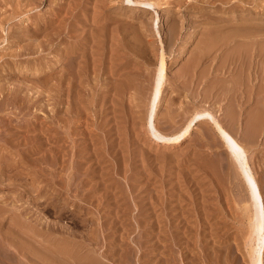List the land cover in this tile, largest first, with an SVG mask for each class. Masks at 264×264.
Wrapping results in <instances>:
<instances>
[{"label":"rangeland","instance_id":"374dc122","mask_svg":"<svg viewBox=\"0 0 264 264\" xmlns=\"http://www.w3.org/2000/svg\"><path fill=\"white\" fill-rule=\"evenodd\" d=\"M6 1L9 2V0ZM6 1H3V5H1L3 7L0 6V19H2V21L0 20V37H3V40L0 38V42H4V44L0 43V82H4V85L7 83V87H12V85L14 86L15 83L17 84V82H19L20 85L21 83L23 85L25 84L26 88L21 85V87L24 88V91L22 90L20 94H18V96H13V94H10L8 92L6 93L7 95L5 94V96H2L0 94V152H2V154L0 153V178L2 179L0 180V185L2 184L0 186V193L3 192V194H0V205L2 203V208L5 205L4 208L7 207L6 209H9L6 211L3 208L4 210L2 211V209L0 208L2 212H0V218H3L2 220L0 219V223H2L0 224V231L2 233H4L5 231L10 232L7 234H9V237L10 235H12V237L10 238L13 239L12 240L9 237L7 238L6 233L0 234L1 264H4L6 261V264H8L9 262H11L9 264H58V262L59 264H169V262L170 264H252V261L249 258L250 248H253V251H255L257 245H259L260 240L263 241L264 237L261 235L259 236V239L250 240V236H248L250 233L251 225V219L249 217L251 208L249 207L250 204L248 203H252L253 201L251 202L252 198H248L247 196L248 188L246 180L244 179V182H239L242 180H240L241 178L238 175L239 173H237L238 171H235L236 167L232 163L235 155L233 150L228 147L227 140H225V138L221 136L220 133L215 131L213 127L214 123L212 122V119H210V116L208 114H206L204 117L201 116L200 119L198 118L197 120L193 121L194 124L189 123V131L187 135L183 136V129L181 131L180 128L185 125L191 114L196 111V109L200 110L206 108L213 114L214 117L218 118L219 121L223 118L220 122H223L224 127L226 126V129H229L230 127L229 130L230 132L232 131L231 134L235 135L236 138L238 137V140H242L241 142L244 144V146L247 144V146H245V153H247L246 157L248 160V163L246 165L248 166V169L251 167L250 171L252 170L251 173L254 178L258 179L257 181H260L258 182V185L262 194V199L264 200V192L262 193V189L264 190V156H262V154L264 155V153H262L264 152V124L261 125V123H264V116L262 115L263 118H256L258 120L263 119L262 121L260 120L261 123L257 120L258 123H256H260V125L257 126V124H254L255 130L256 127L258 129L260 126H262L261 128H259L260 130L258 129L255 131L253 127L250 128L248 125L252 119H250L249 116H251L254 112L256 113L258 108V111L263 110L264 94L262 95L261 93L260 97V92L258 93L255 90V88L258 87V82L256 83V81H258L257 78H255L256 80H254L253 78L250 81L247 77V82L249 83H241L242 81H245L243 80L245 72L241 70V64L238 61L236 62L233 58L235 52L239 48H236L239 44H236L234 43V41L230 40V44H225L223 46H207V35L209 34L203 32L206 31V29H208L209 31L212 26L219 24L220 21L218 22L216 19L219 15H221V17L219 16L220 19L218 18V20L226 19L227 17L242 20L243 17H247V11H250L249 8H253L252 11L254 10V12L264 13V1H257L259 3L255 4V6H253L251 3L248 4V2H246L247 4L245 3V5L242 7L246 8V10L244 11L246 12V14L242 16L240 14L241 9L239 8H236V11L233 9V11H228L227 6L225 8V2H227L225 0V2L221 1L222 4L219 3L220 1L218 0H194L195 2L191 0H185V2L184 0H34L33 2H35L36 4L31 2L30 0H17L18 2L16 0H10L11 2L9 3H6ZM28 1L30 2V5ZM14 2H17V4L23 2V4L21 3V6L18 7ZM24 2H26V4L28 5L26 6ZM177 2L180 4H178ZM191 2L196 7H194ZM227 3L230 2L228 1ZM218 5L222 6L219 7ZM10 6H12L11 9ZM258 7H260V10L258 9ZM12 8L14 11H12ZM196 8H198L199 10H197ZM10 11L12 15L9 14ZM202 13H204L206 16ZM216 14L218 16H215ZM237 14H239V16ZM209 15L215 17H210ZM6 16H8L9 18H6ZM180 17L182 18V20H180ZM6 19L8 20L6 21ZM76 19H79L80 21H77ZM175 20L178 22L173 23ZM185 20L188 21L186 22ZM189 20L192 23H190ZM209 20L210 22H212L209 23ZM55 24H58V26ZM171 25H173V27L175 28H173ZM235 25H237V22L234 23V26ZM59 26L60 28H58ZM171 27L173 28V30L175 29L174 32L171 30ZM52 28H54V30ZM99 28L104 33L100 31ZM49 29L50 34L52 33L51 36H55V33L57 31V37H54L53 39V37L48 34ZM59 29L62 32L59 31ZM168 29H170L172 32L170 30L168 31ZM230 29L235 30L237 28L232 26V28ZM33 30H35V32ZM6 31L8 33L12 31L15 32H12L13 34H8L6 33ZM46 32L48 34V38L45 35ZM100 32H102V34H100ZM168 32H170L171 34L170 37V34H168ZM205 33L206 35L204 36ZM13 36L14 38H16L14 39ZM90 37L93 38L92 41ZM201 37H204V39H202ZM45 38L48 40L46 41ZM6 39L8 40L6 41ZM32 39H35V42L37 43L35 44L34 40ZM198 39H202L203 43L202 40L199 43ZM69 40L70 42H68ZM38 41H40L41 43ZM30 43L33 44L31 45ZM25 44L26 47L24 46ZM203 44L204 46H207L205 47V49L203 47ZM30 45L32 46V48ZM42 45L44 46L42 47ZM46 45L48 46L46 47ZM27 46H29L30 48ZM198 46H200L201 48L203 47V49H198L200 48ZM239 46H241V44ZM243 46L244 45H242V47ZM82 47L84 48L82 49ZM63 48L66 51H63ZM234 48L235 51H232ZM243 48L240 47L239 49L242 50ZM21 49L22 51L24 50L23 52H26L20 53ZM42 49H44L45 51H43ZM19 50L20 52L18 56L17 52ZM83 50L86 51L83 52ZM87 50L89 51V53ZM230 50L232 52H230ZM240 50L237 52H240ZM225 51H228V54ZM38 52H40V54ZM62 52H64L65 54ZM80 52L83 53L80 54ZM192 52L194 54L203 52V55L201 53V57L199 53V58V56H195ZM35 54H39V56L36 57ZM83 54L84 56H81ZM70 55H72V59ZM162 56L163 61H161ZM218 56L219 58H217ZM221 56L223 57V60L222 58H220ZM64 57L66 61L64 60ZM83 57L84 59H86L83 60L84 63L82 60H80L81 58L83 59ZM192 57H195L197 61ZM196 57L201 61H204V59H206L205 61L207 62H203L202 65V62ZM2 58L7 61H3ZM11 58L15 60L13 61ZM19 58H24L20 61L23 62L24 60H26V63L18 61ZM188 59H190V62ZM217 60L222 65L221 67H218L220 64H217ZM1 61L3 62L1 63ZM187 61L188 64L190 63L189 66H191V64L196 61L191 67L193 68V66L196 65L195 69H193L194 74H192V69L190 67H187L188 65L186 66ZM191 61L193 62L191 63ZM70 62L71 64H69ZM81 63H83V65L85 64V69L81 68V70L79 68L81 67ZM209 63L212 64L210 65ZM2 64L5 65L3 66ZM62 64H64L65 67L64 65L62 66ZM214 64L215 66L217 65L218 69L217 67H213ZM14 65H17L16 68ZM40 65L42 66V69L40 71L35 72L30 70ZM87 65L88 67H86ZM206 65L210 69L208 67L206 69ZM12 66L14 68H11ZM161 66L163 67L161 88L158 92V97L155 100V115L153 114V119H155L152 121V123L154 124H150L149 118L147 117H149L148 112L152 107V96L154 91L153 87L155 82L154 80L156 79V74L159 70V67ZM29 67L30 69L28 70ZM67 67L69 68L67 69ZM200 67L203 68L201 69ZM233 67H235V69ZM88 68L90 69L88 70ZM186 68H190V70H188L191 71V73L187 74V70H185ZM214 68L216 69V71L214 70ZM237 68L238 71L240 69V72L237 71ZM66 69L69 72L65 71ZM183 69L185 72L183 71ZM204 69L205 72H203ZM2 71L4 72V74ZM197 71H199L202 76L205 73L207 75L202 77L200 73H196ZM8 72L11 73L7 75ZM64 72L66 75L63 74ZM75 72L79 73L76 74ZM80 72L83 73L81 74ZM242 72H244V75ZM59 74H63L64 76H61ZM189 74H192V76H189ZM6 75L9 77H7ZM93 75H97V80H94L95 76ZM236 75L239 77H237ZM186 76L187 78H185ZM197 76H200L199 78L201 80L198 78L196 79ZM23 77H26L28 79H22ZM60 77L61 79L59 80ZM66 78L68 79V82L66 81ZM80 78L83 80H81L82 83L84 82V79L88 78L87 80L90 81V84L85 80V86L81 83V81H79ZM90 78H93L94 83ZM238 78L241 82H239ZM184 79L185 82L186 79L191 82L189 83V86H187L188 82L184 84ZM234 80L236 82H233ZM113 81L116 83H114ZM179 81L182 82V85H178L181 84V82L179 83ZM212 81H214V83ZM222 81L224 83H221ZM193 82L198 86H196ZM228 82H230V84ZM56 83L59 87L55 85ZM111 83H113V85L116 84L118 87L116 85L113 86ZM118 83H120L121 85H119ZM206 83L207 86H205ZM124 84L128 86L127 90L126 87H124ZM76 85L82 88H77ZM129 85L130 87L131 85L133 86L129 89ZM142 85L145 86L142 87ZM110 86H113V88ZM181 86H183L184 88H182ZM211 86L213 87L210 88ZM226 86L229 88H227ZM239 86H243L241 89H245V93L244 91L242 93L241 89H239ZM193 87L195 88V91ZM222 87L224 88L222 89ZM235 87H237V89ZM246 87H248L247 95H245L247 90ZM88 88L90 89L88 90ZM230 88H235L237 91ZM249 88L251 89L249 90ZM114 89H117L118 91ZM25 90L29 91V93ZM120 90L121 92H123V95ZM186 90L187 94L185 93ZM54 91L56 92V94ZM67 91H69V94ZM70 91H73L72 94H75L76 91L79 93L77 94L76 92L77 95L75 94L74 96V94L72 95ZM205 91L207 92V94H205ZM249 91L250 94L248 93ZM22 92H24V94ZM194 92L198 95H194ZM214 92L215 96L212 95V97L211 94H214ZM190 93L193 94L191 95ZM201 93H203L202 96ZM234 93L235 96H232L234 95ZM240 93L243 97H239ZM36 94H39L40 96H35ZM83 94L85 95L83 96ZM86 94L87 96L90 95L89 98L91 99L87 98L86 100ZM111 94L113 96H117L116 94H118L120 98H115V96L113 97ZM119 94L122 96H120ZM137 94L139 95L137 96ZM189 94L191 95V97H189ZM24 95L25 97L27 96V98H25ZM58 95L61 96V98ZM78 95L81 96L79 97ZM258 95L259 97L256 98ZM38 96L40 100L39 98H37ZM67 96H69V98ZM76 96L77 98H73ZM193 96H196V98ZM2 97L4 100L1 99ZM138 97L140 99H138ZM232 97L234 98V100ZM81 98L84 100H82ZM228 98L230 99V101ZM240 98H242V101L240 100ZM244 98L246 99V101ZM260 98L263 99L259 100ZM116 99L118 100L116 101ZM236 99L239 100L237 103ZM8 100L9 103L7 102ZM11 100H13V103L10 102ZM91 100L94 102L92 103ZM28 101L30 103H28ZM80 101H82L83 103H79ZM254 101H256L255 105H253ZM41 102H43L45 105ZM85 102L87 103V107H82V104L85 105ZM115 102L116 105L112 104ZM261 103L263 106L260 107ZM2 104H6L7 106L5 105L6 107H3ZM46 104L49 105L47 106ZM229 104L232 108L228 107ZM18 105H20L21 107ZM254 106H256V108H254ZM111 107L115 110L113 111ZM168 107L169 109H167L166 114V108ZM233 107L236 109H234ZM101 108L103 109V111ZM99 109L100 111H98ZM223 109H225V112ZM227 109H230V111L232 110L233 112H231L235 115L232 116L230 114L231 112H229V114L232 116L230 117V115H228ZM252 109H254V112ZM91 110L95 111H93L92 113ZM244 110L248 111L245 112ZM243 112L244 114H242ZM248 112L253 113L249 115ZM263 112L260 114H264ZM246 113L248 115H246ZM142 114L143 116H141ZM260 114H258V116ZM179 115L181 116L179 117ZM226 117H228L229 120H227ZM247 119H250L248 124ZM243 120L246 121V124L243 122ZM4 122H6L5 125ZM7 123H9L10 125H7ZM163 125L164 128L162 127ZM233 125H235V128H233ZM241 125H243L244 127H246L247 125V128L249 127L252 132V134L250 133V136L254 137V139L252 138V140L248 141L249 144L247 142V139L245 138L246 136L242 135V137L245 139H242V137H240V134L242 132H244L245 134V131L248 130L246 128L245 131L244 129L242 131V128L244 127ZM7 128L10 130H8ZM153 128L156 129V132H160L161 134L163 132L166 134L165 136L168 135L171 137L168 139L156 138ZM168 129L169 131H167ZM210 129L213 131H211ZM165 130L166 132H164ZM179 130L180 134L177 136V138H172V133H175V131L177 132ZM12 132L15 133L13 136ZM7 136H9L10 138H7ZM250 136L248 135V137ZM70 137H72V139ZM209 137H211L210 139L212 141L209 139ZM207 139H209L210 142ZM8 142L10 143V145ZM196 142L199 143L197 144ZM35 145L37 147H35ZM37 158L38 161H36ZM45 158L48 160H44ZM94 158L96 159V161ZM29 160H31V162ZM51 161L54 162L51 163ZM215 161H217V163ZM7 162H9V165L5 166V163ZM221 163L225 166V168L224 166H221ZM262 163L263 165H261ZM215 165L216 167L214 168L213 166ZM9 166L11 167V169ZM220 166L222 169H220ZM2 167H4L5 169ZM258 168L260 169V171ZM236 175L237 177H239L237 178ZM3 184L7 185L4 186ZM236 185L239 186L236 187ZM100 186H102L103 188ZM5 189L6 191H4ZM37 194L39 195V197ZM40 194H42L43 196ZM14 195H16L17 198ZM30 195L32 199L34 198L33 200L30 199ZM50 195L53 197H51ZM14 203L15 206L13 205ZM9 205L12 211L14 210V212L10 210V207L8 208ZM23 207L26 209H24ZM3 213L5 217L2 215ZM10 213L14 215L19 213L21 215L18 214L16 216L21 217L23 215L24 217H21V221H18L20 220V217L16 218L14 215H10ZM23 218H25L24 221L27 219L28 223H26L27 220L26 222H23ZM12 219L13 221L17 220L16 222H21L19 223L20 226L17 225L18 223L16 224L12 222ZM185 221L188 223V225H186ZM40 222H43L45 225L43 223H41L40 225ZM23 223L25 224V226ZM6 225L9 226L8 229ZM10 226L12 227L11 229ZM14 227H16V229ZM21 227L23 228V230ZM35 231L37 233L36 236ZM13 232L14 234H12ZM15 232H20V235H22L21 232H24L22 235V237L24 236V239ZM27 232H29V236L33 233L32 236H28L29 241L26 240L28 238ZM1 235H3V237H1ZM38 235L39 237H37ZM15 236H17V239L20 236V238L26 240L28 244L30 242V244L33 243L31 245L32 249L38 248L39 246L41 248L39 247V249L30 250L29 248H31V246L29 248L26 247L30 250L29 252V250H26V248H24V246H26L24 241L22 240V243H20L21 239H18L17 241ZM51 237H54L53 240L51 239ZM7 240H11V242H8ZM12 244L14 245L12 246ZM15 245H20V248H24V251H22V249L20 250L19 246L18 249L20 252L16 251L17 247H15ZM21 245H23V247H21ZM47 248L50 249L48 250ZM67 248L69 254L67 253ZM63 249H65L66 251L64 250L63 252ZM25 251H28L27 253L30 254H24L23 252ZM32 251H35L34 253H32L35 254L33 257L31 254ZM63 253L64 255H66L64 256ZM26 255H29L30 258H27ZM177 257H179V259Z\"/></svg>","mask_w":264,"mask_h":264},{"label":"bare ground","instance_id":"6f19581e","mask_svg":"<svg viewBox=\"0 0 264 264\" xmlns=\"http://www.w3.org/2000/svg\"><path fill=\"white\" fill-rule=\"evenodd\" d=\"M1 1H2V2H1ZM1 1H0V2H1L0 6L3 5V4H2L3 1H6V0H1ZM13 1H14V0H13ZM16 1H17V0H16ZM18 1H19V0H18ZM18 1H17V2H18ZM22 1H23V0H22ZM24 1H25V0H24ZM30 1L33 2L34 0H30ZM182 1H183V0H182ZM191 1L195 2L194 0H191ZM202 1H203V0H202ZM204 1H205V0H204ZM208 1H212V0H208ZM215 1H216V0H215ZM218 1H220L219 3H221V1H222V2H225V1L228 2V1H229L230 3L225 2V3H226V5L224 4V5H225V8H226V6H227L228 11H231L232 9L235 10L236 8H239V9H241V11L239 10L241 16L246 14V12H244V11L246 10V8H242V7L245 5L246 2H248V4L251 3L253 6H255V4L261 2V0H231V1H230V0H225V1H224V0H218ZM218 1H217V2H218ZM257 1H259V2H257ZM263 1H264V0H263ZM9 2H11V1L9 0ZM9 2L6 1V3H9ZM17 2H16V3L14 2V3H15L18 7L21 6V5H20L21 3L23 4V2H20V4H17ZM28 2H29V1H28ZM36 2H38V1H36ZM178 2H179V1H178ZM178 2H177V3H178ZM180 2H181V1H180ZM184 2H185V0H184ZM234 2H235V3H234ZM24 3L26 4V2H24ZM33 3H35V2H33ZM53 3H54V2H53ZM95 3H96V2H95ZM177 3H176V4H177ZM189 3H190V2H189ZM191 3H192V2H191ZM196 3H197V2H196ZM209 3H210V2H209ZM209 3H208V4H209ZM213 3H214V2H213ZM25 4H24V6H25ZM35 4H36V3H35ZM173 4H175V3H173ZM178 4H180V3H178ZM187 4H188V2H187ZM192 4H193V3H192ZM200 4H202V3H200ZM221 4H222V3H221ZM227 4H228V5H227ZM246 4H247V3H246ZM10 5H11V4H10ZM27 5H28V4H26V6H27ZM29 5H30V2H29ZM31 5H32V4H31ZM193 5H194V4H193ZM210 5H211V4H210ZM260 5H261V4H260ZM262 5H263V4H262ZM65 6H66V5H65ZM94 6H95V4H94ZM177 6H178V5H177ZM183 6H184V5H183ZM183 6H182V7H183ZM189 6H190V5H189ZM201 6H202V5H201ZM218 6H219V5H218ZM220 6H222V5H220ZM220 6H219V7H220ZM246 6H247V5H246ZM1 7H3V6H1ZM11 7H12V6H10V9H11ZM38 7H39V6H38ZM179 7H181V6H179ZM185 7H186V6H185ZM194 7H196V6L194 5ZM197 7H198V6H197ZM210 7H211V6H210ZM29 8H30V7H29ZM65 8H66V7H65ZM203 8H205V7H203ZM217 8H218V7H217ZM217 8H216V9H217ZM222 8H223V7H222ZM259 8H260V7H258V9H259ZM2 9H3V8H2ZM20 9H21V8H20ZM23 9H24V8H23ZM36 9H37V8H36ZM94 9H95V8H94ZM177 9H178V8H177ZM196 9L199 10L198 8H196ZM252 9H253V8H249L250 11H249V12L247 11V17H243L242 20H241V19H235V18H232V17H231V18H228V17H227L226 19L218 20L219 16L221 17V15L218 16V15L216 14L215 16H218V18H216L217 21H218V22L220 21L219 24H217V25H215V26H212L211 29H210L209 31H208V29H206V31H203V32H206L207 34H209V35H207V36H208V40H207V43H206L207 46H217V47H219V46H221V45L223 46V45H225V44H230L231 42H229V41L231 40V41H234V43H236V44H239V45L241 44V46L238 45L236 48H238V47H239V48H240V47L243 48V47H244L242 50H240V49L238 48V49L240 50V52H237V51H239V50L237 49V51L235 52V54H234V56H233L234 60H235L236 62L238 61V62L241 64V65H240V66H241V67H240L241 70L245 72V76H243V77H244L243 80H245V81H242V82H241L240 79L238 78V79H239V82H241L242 84H245V82H247V77L249 78L250 81H251L253 78H254V80H256L255 78H257L258 81H256V83L258 82V83H257V84H258V87H256L255 90H256L258 93L260 92V97H261V93H262V95L264 94V15H263L264 13H262V12H254V10L252 11ZM256 9H257V7H256ZM261 9H262V7H261ZM0 10H1V9H0ZM16 10H17V9H16ZM18 10H19V9H18ZM54 10H55V9H54ZM201 10H202V8H201ZM209 10H210V8H209ZM211 10H212V9H211ZM233 10H232V11H233ZM259 10H260V9H259ZM259 10H258V11H259ZM12 11H14L13 8H12ZM205 11H207V10H205ZM218 11H220V10H218ZM235 11H236V10H235ZM235 11H234V12H235ZM199 12H200V11H199ZM201 12H202V11H201ZM237 12H238V11H237ZM237 12H236V13H237ZM12 13H13V12H12ZM177 13H178V12H177ZM9 14H11V11H10ZM16 14H17V13H16ZM63 14H64V12H63ZM68 14H69V13H68ZM184 14H185V13H184ZM197 14H198V12H197ZM202 14H204V13H202ZM206 14H208V13H206ZM213 14H214V13H213ZM220 14H221V13H220ZM222 14H223V13H222ZM228 14H229V13H228ZM11 15H12V14H11ZM20 15H21V14H20ZM185 15H186V14H185ZM204 15H205V14H204ZM210 15H211V14H210ZM210 15H209V16H210ZM237 15L239 16V14H237ZM59 16H60V15H59ZM61 16H62V15H61ZM173 16H174V15H173ZM205 16H206V15H205ZM209 16H208V17H209ZM215 16H210V17H215ZM226 16H227V15H226ZM229 16H230V15H229ZM208 17H207V18H208ZM223 17H224V16H223ZM6 18H9V17L6 16ZM59 18H60V17H59ZM185 18H186V17H185ZM49 19H51V18H49ZM172 19H174V18H172ZM183 19H184V18H183ZM205 19H206V18H205ZM219 19H220V18H219ZM0 20L2 21V19H0ZM7 20H8V19H6V21H7ZM76 20H77V19H76ZM180 20H182L181 17H180ZM192 20H193V19H192ZM194 20H196V19H194ZM211 20H212V19H211ZM1 21H0V22H1ZM3 21H4V19H3ZM47 21H49V20H47ZM47 21H46V22H47ZM77 21H80V20L78 19ZM172 21H173V20H172ZM185 21H186V20H185ZM185 21H184V22H185ZM187 21H188V20H187ZM187 21H186V22H187ZM189 21H190V20H189ZM57 22H58V21H57ZM84 22H85V21H84ZM175 22H178V21L175 20L173 23H175ZM181 22H182V21H181ZM193 22H194V21H193ZM208 22L211 23L212 21L210 22V20H209ZM236 22H237V25L234 26V23H236ZM190 23H192V22L190 21ZM44 24H45V23H44ZM46 24H47V23H46ZM49 24H50V23H49ZM187 24H188V23H187ZM202 24H203V22H202ZM2 25H3V24H2ZM52 25H53V24H52ZM55 25L58 26V24H55ZM65 25H66V24H65ZM107 25H108V24H107ZM176 25H177V24H176ZM181 25H182V24H181ZM184 25H185V24H184ZM188 25H189V24H188ZM207 25H208V24H207ZM42 26H43V25H42ZM45 26H46V25H45ZM57 26H55V27H57ZM171 26L173 27V25H171ZM189 26H190V25H189ZM194 26H195V25H194ZM232 26H233V27H236L237 29H235V30H234V29H233V30L230 29V28H232ZM2 27H3V26H2ZM10 27H11V26H10ZM47 27H48V26H47ZM51 27H52V26H51ZM121 27H122V26H121ZM172 27H171V28H172ZM186 27H187V26H186ZM209 27H210V26H209ZM58 28H60V26H59ZM100 28H101V27H100ZM100 28H99V29H100ZM103 28H104V27H103ZM116 28H117V27H116ZM171 28H170V29H171ZM173 28H175V27H173ZM173 28H172L171 30L174 32L175 29L173 30ZM176 28H177V26H176ZM195 28H196V27H195ZM204 28H205V27H204ZM240 28H241V29H240ZM45 29H47V28H45ZM52 29L54 30V28H52ZM52 29H51V30H52ZM55 29H56V28H55ZM88 29H89V28H88ZM170 29H168V31H169ZM178 29H179V27H178ZM193 29H194V28H193ZM201 29H202V28H201ZM12 30H13V29H12ZM38 30H39V29H38ZM61 30H62V27H61ZM61 30L59 29V31H61ZM65 30H66V29H65ZM92 30H93V29H92ZM171 30H170V31H171ZM33 31L35 32V30H33ZM42 31H43V30H42ZM55 31H56V30H55ZM88 31H89V30H88ZM90 31H91V30H90ZM100 31H102V30L100 29ZM172 31H171V32H172ZM207 31H208V32H207ZM12 32H15V31H12ZM12 32H9V33H12ZM48 32H49L48 34H50V29H49ZM61 32H62V31H61ZM102 32H103V31H102ZM102 32H100V34H102ZM6 33H8V32L6 31ZM9 33H8V34H9ZM56 33H58V32L56 31ZM56 33H55V36H51L52 33L50 34V36L53 37V39H54V37H57V36H56V35H57ZM70 33H71V32H70ZM88 33H91V32H88ZM103 33H104V32H103ZM191 33H193V32H191ZM206 33L204 34V36L206 35ZM12 34H13V33H12ZM32 34H33V33H32ZM41 34H42V32H41ZM48 34H47V32H46V34H45L46 37H47ZM168 34H170V32H168ZM175 34H176V33H175ZM6 35H7V34H6ZM6 35H5V36H6ZM33 35H34V34H33ZM38 35H39V34H38ZM53 35H54V34H53ZM59 35H60V34H59ZM189 35H190V34H189ZM9 36H10V35H9ZM9 36H8V37H9ZM15 36H16V34H15ZM99 36H101V35H99ZM99 36H98V37H99ZM103 36H104V35H103ZM103 36H102V37H103ZM170 36H171V34L169 35V37H170ZM172 36H173V35H172ZM187 36H188V35H187ZM187 36H186V37H187ZM8 37H7V38H8ZM10 37H11V36H10ZM58 37H59V36H58ZM68 37H69V36H68ZM96 37H97V36H96ZM102 37H101V38H102ZM113 37H116V36H113ZM167 37H168V36H167ZM176 37H177V36H176ZM189 37H190V36H189ZM189 37H188V38H189ZM191 37H192V35H191ZM0 38L2 39L3 37H0ZM13 38H14V36H13ZM15 38H16V37H15ZM15 38H14V39H15ZM29 38H30V37H29ZM31 38H32V37H31ZM33 38H34V37H33ZM47 38H48V37H47ZM88 38H89V37H88ZM90 38H91V41H92L93 38H92V37H90ZM201 38H202V37H201ZM61 39H62V37H61ZM94 39H95V36H94ZM111 39H112V38H111ZM136 39H137V38H136ZM167 39H168V38H167ZM176 39H177V38H176ZM178 39H179V38H178ZM202 39H204V37H203ZM202 39H200V40L198 39L199 43L201 42ZM2 40H3V39H2ZM7 40H8V39H6V41H7ZM17 40H18V39H17ZM32 40H34V42H35V39H32ZM45 40L47 41L48 39L45 38ZM49 40H50V38H49ZM58 40H59V39H58ZM181 40H182V38H181ZM188 40H189V39H188ZM235 40H236V41H235ZM11 41H12V40H11ZM41 41H43V40H41ZM46 41H45V44H46ZM52 41H53V40H52ZM88 41H89V40H88ZM88 41H87V42H88ZM186 41H187V40H186ZM14 42H15V40H14ZM28 42H29V41H28ZM38 42H40V41H38ZM68 42H70V40H69ZM89 42H90V41H89ZM113 42H114V41H113ZM174 42H175V41H174ZM241 42H242V43H241ZM0 43H3V44H4V42H0ZM5 43H6V42H5ZM36 43H37V42H35V44H36ZM40 43H41V42H40ZM40 43H38V44H40ZM47 43H48V42H47ZM49 43H51V42H49ZM77 43H78V41H77ZM168 43H169V42H168ZM170 43H171V41H170ZM186 43H187V42H186ZM199 43H198V44H199ZM202 43H203V40H202ZM202 43H201V44H202ZM3 44H2V45H3ZM23 44H24V43H23ZM30 44H31V43H30ZM32 44H33V43H32ZM32 44H31V45H32ZM80 44H81V43H80ZM84 44H85V43H84ZM184 44H185V43H184ZM184 44H183V45H184ZM236 44H234V45H236ZM19 45H20V44H19ZM31 45H30V46H31ZM66 45H67V44H66ZM77 45H78V44H77ZM81 45H82V44H81ZM87 45H88V44H87ZM87 45H86V46H87ZM199 45H200V44H199ZM242 45H244V46L242 47ZM24 46L26 47V44H25ZM24 46H23V47H24ZM43 46H44V45H42V47H43ZM47 46H48V45H46V47H47ZM68 46H69V45H68ZM68 46H67V47H68ZM72 46H73V45H72ZM74 46H75V44H74ZM78 46H79V45H78ZM83 46H84V45H83ZM86 46H85V47H86ZM91 46H92V45H91ZM200 46H201V45H200ZM200 46H198V47H200ZM207 46H204V44H203L204 49H205V47H207ZM27 47H29V46H27ZM38 47H39V46H38ZM62 47H63V46H62ZM62 47H61V48H62ZM79 47H80V46H79ZM166 47H168V46H166ZM203 47H202V48L200 47V48H198V49H201V50H202ZM227 47H228V46H227ZM29 48H30V47H29ZM31 48H32V46H31ZM36 48H37V47H36ZM83 48H84V47H82V49H83ZM182 48H183V47H182ZM194 48H195V47H194ZM222 48H223V47H222ZM225 48H226V47H225ZM225 48H224V49H225ZM18 49H19V48H18ZM53 49H54V48H53ZM66 49H67V48H66ZM69 49H71V48H69ZM198 49H197V50H198ZM219 49H220V48H219ZM25 50H26V49H25ZM34 50H35V47H34ZM34 50H32V51H34ZM36 50H37V49H36ZM42 50L45 51L44 49H42ZM42 50H41V51H42ZM50 50H51V49H50ZM62 50L64 51L65 49L63 48ZM74 50H75V49H74ZM88 50H89V49H88ZM88 50H87V51H88ZM173 50H174V49H173ZM213 50H214V49H213ZM221 50H222V49H221ZM23 51H24V50H23ZM23 51H22V49H21V52H20V50H19V51L17 52L18 56H19V52L22 53ZM27 51H29V50H27ZM32 51H31V52H32ZM38 51H39V50H38ZM41 51H40V52H41ZM43 51H42V52H43ZM65 51H66V50H65ZM76 51H77V50H76ZM84 51H86V50H83V52H84ZM206 51H207V50H206ZM206 51H205V52H206ZM209 51H210V50H209ZM209 51H208V52H209ZM232 51H235V48H234ZM232 51L230 50V52H232ZM25 52H26V51H25ZM25 52H23V53H25ZM40 52H38V53L40 54ZM71 52H72V51H71ZM83 52H80V54L83 53ZM164 52H165V51H164ZM193 52H194V51H193ZM193 52H192V53H193ZM223 52H224V51H223ZM225 52H226V51H225ZM29 53H30V52H29ZM35 53H36V52H35ZM44 53H45V52H44ZM62 53H64V52H62ZM88 53H89V51H88ZM192 53H191V54H192ZM195 53H196V50H195ZM199 53H200V52H199ZM199 53H197V54H194V53H193V54H194L195 56H199V55H198ZM201 53H202V55H203V52H201ZM201 53H200V56H201ZM217 53H218V52H217ZM221 53H222V52H221ZM226 53L228 54V51H227ZM39 54H38V55L35 54L36 57L39 56ZM47 54H48V53H47ZM64 54H65V53H64ZM212 54H213V52H212ZM15 55H16V54H15ZM15 55H14V56H15ZM32 55H33V54H32ZM35 55H34V58H35ZM72 55H73V53H72ZM72 55H70V57H71ZM86 55H87V53H86ZM194 55H192V56H194ZM204 55H205V54H204ZM208 55H209V54H208ZM215 55H216V54H215ZM215 55H214V56H215ZM10 56H11V55H10ZM18 56H17V57H18ZM27 56H28V54H27ZM40 56H41V55H40ZM42 56H44V55H42ZM74 56H75V55H74ZM78 56H79V55H78ZM81 56H84V54L81 55ZM114 56H115V55H114ZM200 56H199V58H200ZM222 56H223V55H222ZM222 56H221L220 58H222V60H223V57H222ZM228 56H230V55H228ZM22 57H23V56H22ZM62 57H63V56H62ZM79 57H80V56H79ZM201 57H202V56H201ZM210 57H211V54H210ZM224 57H225V54H224ZM226 57H227V55H226ZM24 58H25V57H24ZM24 58H21V59H24ZM40 58H41V57H40ZM42 58H43V57H42ZM68 58H69V57H68ZM73 58H74V57H73ZM88 58H89V57H88ZM190 58H191V56H190ZM192 58L195 59V57H192ZM196 58H197V57H196ZM199 58H197V59H199ZM208 58H209V57H208ZM208 58H207V59H208ZM212 58H216V57H212ZM217 58H219V56H218ZM11 59H12V58H11ZM17 59H18V58H17ZM21 59L19 58L18 61H20ZM26 59H27V58H26ZM69 59H70V58H69ZM71 59H72V57H71ZM71 59H70V60H71ZM89 59H90V58H89ZM89 59H88V61H89ZM2 60L5 61L4 58H2ZM12 60H13V59H12ZM14 60H15V59H14ZM14 60H13V61H14ZM43 60H44V59H43ZM43 60H41V61H43ZM46 60H47V59H46ZM64 60H65V57H64ZM64 60H63V61H64ZM70 60H69V61H70ZM75 60H76V59H75ZM80 60L83 61V60H86V59H84V57H83V59L81 58ZM188 60H189V62H190V59H188ZM191 60H192V59H191ZM195 60H196V59H195ZM199 60H200V59H199ZM205 60H206V59H204V61H201V60H200V61L202 62V65H203V62H204V63L207 62V61H205ZM211 60H212V59H211ZM3 61H1V63H2ZM6 61H7V60H6ZM6 61H5V62H6ZM8 61H9V60H8ZM13 61H12V62H13ZM25 61H26V60H24L23 62H25ZM28 61H29V60H28ZM28 61H27V62H28ZM37 61H38V60H37ZM37 61H36V62H37ZM44 61H45V60H44ZM65 61H66V60H65ZM65 61H64V62H65ZM76 61H77V60H76ZM161 61H163V56L161 57ZM196 61H197V60H196ZM196 61H195V62H196ZM209 61H210V59H209ZM209 61H208V62H209ZM217 61H218V60H217ZM219 61H220V59H219ZM219 61H218V63H217L218 65L220 64ZM226 61H227V60H226ZM20 62H22V61H20ZM20 62H19V66H20ZM23 62H22V63H23ZM36 62H34V63H36ZM39 62H40V60H39ZM48 62H49V61H48ZM74 62H75V61H74ZM80 62H81V61H80ZM92 62H93V61H92ZM192 62H193V61H191V63H192ZM195 62H193V63H195ZM211 62H212V61H211ZM13 63H14V62H13ZM25 63H26V62H25ZM41 63H42V62H41ZM54 63H55V62H54ZM61 63H63V62H61ZM78 63H79V62H78ZM78 63H77V65H78ZM83 63H84V61H83ZM83 63H81L82 65L80 64V66H81V67H79L80 69H81V68H84V69H85V66H84L85 64L83 65ZM193 63L191 64V66H189L190 63L188 64V61H187L186 66L188 65L187 67H190V68H191L192 65H194ZM225 63H226V62H225ZM5 64H6V63H5ZM5 64H4V65H5ZM7 64H8V63H7ZM9 64H10V63H9ZM14 64H15V63H14ZM46 64H47V62H46ZM69 64H71V62H70ZM107 64H108V63H107ZM198 64H199V63H198ZM209 64H210V63H209ZM209 64H208V65H209ZM211 64H212V63H211ZM211 64H210V65H211ZM215 64H216V62H215ZM215 64L213 65V67H217V65L215 66ZM227 64H228V63H227ZM2 65H3V64H2ZM4 65H3V66H4ZM35 65H38V64H35ZM48 65H49V64H48ZM53 65H54V64H53ZM63 65H64V64H62V66H63ZM74 65H75V64H74ZM231 65H232V64H231ZM14 66H15V65H14ZM16 66H17V65H16ZM16 66H15V68H16ZM24 66H26V65H24ZM66 66H67V64H66ZM72 66H73V65H72ZM82 66H84V67H82ZM89 66H90V64H89ZM93 66H94V65H93ZM186 66H185V67H186ZM200 66H201V65H200ZM221 66H222V65L220 64L218 67H221ZM21 67H22V66H21ZM21 67H20V69H21ZM33 67H34V66H33ZM64 67H65V65H64ZM86 67H88V65H87ZM195 67H196V65L193 66V68H191V69H192V72H193L192 74H194L193 69H195ZM207 67H208V66L206 65V69H207ZM218 67H217V69H218ZM8 68H9V67H8ZM11 68H14V67L12 66ZM68 68H69V67H67V69H68ZM190 68H188V69L190 70ZM200 68H201V67H200ZM202 68H203V67H202ZM202 68H201V69H202ZM204 68H205V66H204ZM208 68H209V67H208ZM233 68L235 69V67H233ZM20 69H19V70H20ZM29 69H30V67L28 68V70H29ZM41 69H42V66L40 65V66H38V67H36V68H32V69H30V70L36 72V71H40ZM45 69H46V68H45ZM52 69H53V68H52ZM58 69H59V68H58ZM58 69H57V70H58ZM61 69H62V68H61ZM61 69H60V70H61ZM67 69H66L65 71H68ZM89 69H90V68H88V70H89ZM91 69H92V67H91ZM188 69H187V68L185 69V70H187V74H188V73H191V71H189ZM209 69H210V68H209ZM0 70H1V68H0ZM14 70H15V69H14ZM22 70H23V69H22ZM25 70H26V68H25ZM46 70H47V69H46ZM49 70H50V69H49ZM49 70H48V71H49ZM81 70H82V69H81ZM162 70H163V67H162V66L159 67V70H158V72H157V74H156L157 77L155 76L156 79L154 80L155 82H154V87H153V90H154V91H153V96L151 95V94H152V91H151V94H150V95L152 96V107H151L150 111L148 110V111H149V112H148L149 117H147V118H149V122H150V124H151L152 121L155 119V118L153 119V114H154V110H155L154 108L156 107V101H155V100L157 99L158 94H159L158 92H159V90H160V88H161ZM181 70H182V69H181ZM198 70H199V69H198ZM214 70L216 71L215 68H214ZM219 70H220V69H219ZM70 71H71V69H70ZM74 71H75V70H74ZM77 71H78V68H77ZM86 71H87V68H86ZM94 71H95V69H94ZM99 71H100V70H99ZM183 71H184V69H183ZM188 71H189V72H188ZM195 71H196V70H195ZM199 71H200V70H199ZM199 71H197L196 73L199 74V73L201 72V71H200V72H199ZM237 71H238V68H237ZM2 72H3V71H2ZM12 72H13V71H12ZM23 72H24V70H23ZM68 72H69V71H68ZM83 72H84V71H83ZM83 72H82V73H83ZM96 72H97V71H96ZM107 72H108V71H107ZM184 72H185V71H184ZM203 72H205V69L203 70ZM219 72H220V71H219ZM230 72H231V71H230ZM238 72H240V69H239ZM244 72H242L243 75H244ZM5 73H6V72H5ZM9 73H11V72H8L7 75H9ZM24 73H25V72H24ZM61 73H62V72H61ZM75 73H76V72H75ZM78 73H79V72H78ZM78 73H76V74H78ZM80 73H81V72H80ZM82 73H81V74H82ZM90 73H91V71H90ZM93 73H94V72H93ZM175 73H177V72H175ZM182 73H183V72H182ZM201 73H202V72H201ZM201 73H200V74H201ZM206 73H207V70H206ZM206 73H205L203 76H202V74H201V76L204 77L205 75H207ZM227 73H228V72H227ZM235 73H237V72H235ZM3 74H4V72H3ZM32 74H33V73H32ZM63 74H65V72H64ZM63 74H59V75L62 76ZM81 74H79V75H81ZM96 74H97V73H96ZM98 74H99V73H98ZM192 74H189V76H190V75L192 76ZM209 74H210V73H209ZM212 74H213V73H212ZM229 74H231V73H229ZM233 74H234V73H233ZM1 75H2V74H1ZM7 75H6V76H7ZM11 75H12V74H11ZM33 75H34V74H33ZM37 75H38V74H37ZM43 75H44V74H43ZM43 75H42V76H43ZM65 75H66V74H65ZM180 75H181V74H180ZM184 75H185V74H184ZM184 75H183V76H184ZM234 75H235V74H234ZM234 75H233V76H234ZM4 76H5V75H4ZM63 76H64V75H63ZM77 76H78V75H77ZM93 76H95V79H94V80H97V79H96V76H97V75H93ZM129 76H130V75H129ZM138 76H139V75H138ZM187 76H188V75H187ZM187 76H186L185 78H187ZM195 76H196V75H195ZM233 76H232V77H233ZM236 76H237V75H236ZM239 76H240V74H239ZM239 76H237V77H239ZM7 77H9V76H7ZM7 77H6V78H7ZM53 77H54V76H53ZM58 77H59V76H58ZM65 77H66V76H65ZM71 77H72V76H71ZM82 77H84V76H82ZM199 77H200V76H197L196 79H197V78L200 79ZM202 77H201V78H202ZM223 77H224V76H223ZM20 78H21V77H20ZM25 78H26V77H25ZM25 78L23 77L22 79H25ZM29 78H30V77H29ZM56 78H57V77H56ZM99 78H100V76H99ZM189 78H190V77H189ZM189 78H188V79H189ZM241 78H242V76H241ZM245 78H246V79H245ZM26 79H28V78H26ZM57 79H58V78H57ZM57 79H56V80H57ZM60 79H61V77L59 78V80H60ZM66 79H67V78H66ZM75 79H76V78H75ZM77 79H78V78H77ZM87 79H88V78H87ZM87 79H84V82H83V83H82L83 80H82L81 78L79 79V81L82 80L81 83L84 84V83H85V80H86V81L89 82V84H90V81H88ZM90 79H91V81L93 80V78H90ZM141 79H142V78H141ZM145 79H146V78H145ZM188 79H186V82H188V85H187V86H189V83H191L190 81H188ZM223 79H224V78H223ZM227 79H228V78H227ZM230 79H231V77H230ZM2 80H3V79H2ZM2 80H1V81H2ZM4 80H5V78H4ZM4 80H3V81H4ZM6 80H7V79H6ZM15 80H16V79H15ZM56 80H55V81H56ZM94 80H93V83H94ZM142 80H143V79H142ZM147 80H148V79H147ZM191 80H192V79H191ZM200 80H201V79H200ZM206 80H207V79H206ZM206 80H205V81H206ZM224 80H225V79H224ZM224 80H223V81H224ZM235 80H236V79H235ZM235 80H234L233 82H236ZM254 80H253V82H254ZM3 81H2V82H3ZM11 81H12V79H11ZM32 81H33V80H32ZM37 81H38V80H37ZM62 81H63V80H62ZM66 81L68 82V79H67ZM182 81H183V80H182ZM193 81H194V80H193ZM202 81H204V80H202ZM202 81H201V82H202ZM223 81H222L221 83H224ZM46 82H47V81H46ZM87 82H86V84H87ZM113 82H114V81H113ZM180 82H181V81H179V83H180ZM183 82H184V84L186 83V82H185V79H184ZM195 82H196V81H195ZM212 82L214 83V81H212ZM230 82H232V81H230ZM230 82H228V83L230 84ZM237 82H238V81H237ZM243 82H244V83H243ZM253 82H252V83H253ZM48 83H49V82H48ZM60 83H61V82H60ZM70 83H71V82H70ZM73 83H75V82H73ZM114 83H116V82H114ZM193 83H194V82H193ZM241 83H240V84H241ZM247 83H249V82H247ZM250 83H251V82H250ZM12 84H14V83H12ZM17 84H18V85H17ZM17 84L15 83L14 86L12 85V87H11V86H10V87H7V86H6L7 83L4 85V82H3V83L0 82V94H1L2 96H5V94L8 92V93H10V94H13V96H14V95L18 96V94H20V92L24 89L23 87L26 88V86H25V84L23 85V84L21 83V85H23V87H21V85L19 84V82H17ZM35 84H36V83H35ZM53 84H54V83H53ZM111 84L113 85V83H111ZM118 84L121 85L120 83H118ZM129 84H130V83H129ZM152 84H153V83H152ZM194 84H195L196 86H198L196 83H194ZM226 84H227V83H226ZM229 84H228V85H229ZM231 84H232V83H231ZM19 85H20V86H19ZM55 85L58 86L57 83H56ZM63 85H64V83H63ZM69 85H70V84H69ZM78 85H79V84H78ZM78 85H76L77 88L80 87V86H78ZM84 85H85V84H84ZM114 85H116V84H114ZM114 85H113V86H114ZM124 85H125L124 87H126V90H127L128 86H126V84H124ZM127 85H128V84H127ZM178 85H182V82H181V84H178ZM195 85H194V86H195ZM223 85H224V84H223ZM234 85H236V84H234ZM247 85H249V84H247ZM253 85H254V84H253ZM255 85H256V84H255ZM8 86H9V85H8ZM27 86H28V85H27ZM61 86H62V84H61ZM65 86H66V85H65ZM81 86H82V85H81ZM85 86H86V85H85ZM88 86H90V85H88ZM113 86H110V87L113 88ZM116 86H117V85H116ZM132 86H133V85H131V87H132ZM144 86H145V85H142V87H144ZM183 86H184V85H183ZM183 86H181V87L184 88ZM185 86H186V85H185ZM196 86H195V87H196ZM201 86H202V85H201ZM205 86H207V83H206ZM219 86H220V85H219ZM243 86H244V85H243ZM243 86H241V87L239 86V87H240L239 89H241ZM58 87H59V86H58ZM68 87H69V86H68ZM71 87H72V86H71ZM94 87H95V86H94ZM117 87H118V86H117ZM117 87H116V88H117ZM124 87H123V88H124ZM131 87H130V85H129V89H130ZM164 87H165V86H164ZM181 87H180V88H181ZM190 87H191V86H190ZM212 87H213V86H211L210 88H212ZM226 87H227V86H226ZM226 87H225V89H226ZM232 87H234V86H232ZM244 87H245V86H244ZM32 88H33V87H32ZM65 88H66V87H65ZM73 88H75V87H73ZM80 88H82V87H80ZM83 88H84V87H83ZM85 88H86V87H85ZM114 88H115V87H114ZM137 88H138V87H137ZM146 88H147V87H146ZM170 88H172V87H170ZM180 88H179V89H180ZM203 88H204V87H203ZM206 88H207V87H206ZM208 88H209V86H208ZM223 88H224V87H222V89H223ZM227 88H229V87H227ZM235 88L237 89V87H235ZM235 88H230V89L233 90V89H235ZM246 88H247V90H246V94H245V95H247V91H248V87H246ZM37 89H38V88H37ZM40 89H41V88H40ZM89 89H90V88H88V90H89ZM110 89H111V88H110ZM124 89H125V88H124ZM193 89H194V91H195V88H194V87H193ZM196 89H197V88H196ZM204 89H205V88H204ZM204 89H202V90H204ZM214 89H215V88H214ZM225 89H224V90H225ZM230 89H228V90H230ZM236 89H235V90H236ZM250 89H251V88H249V90H250ZM28 90H29V89H28ZM53 90H54V89H53ZM53 90H52V91H53ZM71 90H72V89H71ZM76 90H77V89H76ZM93 90H94V89H93ZM97 90H98V89H97ZM114 90H117V89H114ZM136 90H137V89H136ZM138 90H139V89H138ZM142 90H143V89H142ZM190 90H191V89H190ZM209 90H210V89H209ZM211 90H212V89H211ZM232 90H231V91H232ZM23 91H24V90H23ZM25 91H27V90H25ZM36 91H37V90H36ZM58 91H59V89H58ZM74 91H75V90H74ZM78 91H79V90H78ZM101 91H102V90H101ZM108 91H109V90H108ZM110 91H111V90H110ZM117 91H118V90H117ZM188 91H189V90H188ZM198 91H199V90H198ZM219 91H220V89H219ZM236 91H237V90H236ZM238 91H239V90H238ZM241 91H242V93H243V91H244V93H245V89H241ZM241 91H240V92H241ZM27 92L29 93V91H27ZM37 92H38V91H37ZM54 92H55V91H54ZM54 92H53V93H54ZM61 92H62V91H61ZM67 92H68V94H69V91H67ZM70 92H71V91H70ZM72 92H73V91H72ZM72 92H71V94H72ZM76 92H77V91H76ZM76 92H75V94H76ZM102 92H103V91H102ZM120 92H121V90H120ZM141 92H142V91H141ZM144 92H145V91H144ZM191 92H193V91H191ZM196 92H197V91H196ZM209 92H210V91H209ZM215 92H216V91H215ZM215 92H214V94H211V96H212V95L215 96ZM22 93L24 94V92H22ZM31 93H32V92H31ZM33 93H35V92H33ZM78 93H79V92H77V94H78ZM81 93H82V90H81ZM118 93H119V92H118ZM121 93H122V95H123V92H121ZM185 93L187 94V90H186ZM198 93H199V92H198ZM203 93H204V92H203ZM203 93H201V96L203 95ZM210 93H211V92H210ZM212 93H213V92H212ZM221 93H222V92H221ZM224 93H225V92H224ZM235 93H236V92H235ZM235 93H234V95H232V96H235ZM238 93H239V92H238ZM248 93L250 94V91H249ZM40 94H41V93H40ZM55 94H56V92H55ZM59 94H60V93H59ZM68 94H67V95H68ZM73 94H74V93H73ZM73 94H72V95H73ZM75 94H74V96H75ZM77 94H76V95H77ZM97 94H98V93H97ZM99 94H100V93H99ZM128 94H129V93H128ZM146 94H147V93H146ZM190 94H191V93H190ZM190 94H189V95H190ZM192 94H193V93H192ZM192 94H191V95H192ZM196 94H197V93L194 92V95H196ZM205 94H207L206 91H205ZM205 94H204V95H205ZM6 95H7V94H6ZM28 95H29V94H28ZM37 95H39V94H36L35 96H37ZM60 95H61V94H60ZM84 95H85V94H83V96H84ZM111 95H112V94H111ZM116 95H117V96L114 95L115 98L118 97V99H119L120 97L118 96V94H116ZM119 95H120V94H119ZM122 95H120V96H122ZM130 95H131V94H130ZM138 95H139V94H137V96H138ZM144 95H145V94H144ZM182 95H184V94H182ZM191 95H190L189 97H191ZM197 95H198V94H197ZM209 95H210V94H209ZM219 95H220V94H219ZM236 95H237V94H236ZM240 95H241V93H240ZM240 95H239V97H243L242 95H241V96H240ZM245 95H244V97H245ZM255 95H256V94H255ZM10 96H11V95H10ZM39 96H40V95H39ZM39 96H38L37 98H39ZM58 96H59V95H58ZM58 96H57V97H58ZM78 96H79V95H78ZM80 96H81V95H80ZM80 96H79V97H80ZM86 96H87V94H86ZM89 96H90V95H89ZM89 96L86 97V100H87V98H89ZM97 96H98V95H97ZM112 96H113V95H112ZM114 96H113V97H114ZM205 96H206V95H205ZM229 96H230V95H229ZM6 97H7V96H6ZM24 97H25V95H24ZM28 97H30V96H28ZM33 97H34V96H33ZM47 97H48V96H47ZM59 97L61 98V96H59ZM67 97L69 98V96H67ZM92 97H93V96H92ZM148 97H149V96H148ZM193 97L196 98V96H193ZM212 97H213V96H212ZM223 97H224V96H223ZM230 97H231V96H230ZM230 97H229V98H230ZM253 97H254V96H253ZM258 97H259V95H258L256 98H258ZM262 97H263V96H262ZM4 98H5V97H4ZM25 98H27V96H26ZM65 98H66V97H65ZM73 98H77V96H76V97H73ZM146 98H147V95H146ZM225 98H226V97H225ZM229 98H228V99H229ZM232 98H233V97H232ZM236 98H237V96H236ZM250 98H251V96H250ZM1 99H3V97H2ZM29 99H30V98H29ZM41 99H42V98H41ZM81 99H82V98H81ZM89 99H91V98H89ZM118 99H116V101H117ZM126 99H127V98H126ZM138 99H140V98L138 97ZM205 99H206V97H205ZM208 99H209V98H208ZM219 99H220V98H219ZM238 99H239V98H238ZM241 99H242V98H240V100H241ZM244 99H245V98H244ZM246 99H247V97H246ZM246 99H245V101H246ZM254 99H255V98H254ZM262 99H263V98H260L259 100H262ZM3 100H4V99H3ZM39 100H40V98H39ZM39 100H38V101H39ZM56 100H57V99H56ZM78 100H79V99H78ZM82 100H84V99H82ZM92 100H93V99H92ZM92 100H91V101H92ZM106 100H107V99H106ZM108 100H109V99H108ZM110 100H111V98H110ZM112 100H113V99H112ZM120 100H123V99H120ZM128 100H129V99H128ZM147 100H148V99H147ZM185 100H186V98H185ZM185 100H183V101H185ZM221 100H222V98H221ZM231 100H232V99H231ZM233 100H234V98H233ZM236 100H237V99H236ZM249 100H250V99H249ZM256 100H257V99H256ZM20 101H21V100H20ZM25 101H26V100H25ZM25 101H24V103H25ZM35 101H36V100H35ZM46 101H47V99H46ZM57 101H58V100H57ZM70 101H72V100H70ZM145 101H146V100H145ZM150 101H151V100H150ZM180 101H181V100H180ZM192 101H193V100H192ZM195 101H196V100H195ZM199 101H200V100H199ZM208 101H209V100H208ZM226 101H227V100H226ZM229 101H230V99H229ZM238 101H239V100H237L236 103H237ZM241 101H242V100H241ZM241 101H240V102H241ZM245 101H244V102H245ZM7 102L9 103V100H8ZM10 102L13 103V100H11ZM14 102H16V101H14ZM48 102H49V101H48ZM54 102H55V101H54ZM86 102H87V101H86ZM86 102H85V105L82 104V107H83V106H86V104H87ZM93 102H94V101H92V103H93ZM110 102H111V101H110ZM224 102H225V101H224ZM244 102H243V103H244ZM26 103H27V102H26ZM28 103H30V102L28 101ZM39 103H40V102H39ZM41 103H43V102H41ZM46 103H47V102H46ZM68 103H69V101H68ZM77 103H78V102H77ZM79 103H83V102L80 101ZM79 103H78V104H79ZM107 103H108V102H107ZM145 103H146V102H145ZM167 103H168V102H167ZM176 103H177V102H176ZM176 103H175V104H176ZM211 103H212V102H211ZM243 103H241V104H243ZM246 103H247V102H246ZM255 103H256V101H254V104H253V105H255ZM3 104H4V103H3ZM3 104H2V106L4 107L7 103H6L5 105H3ZM14 104H15V103H14ZM33 104H34V103H33ZM43 104H44V103H43ZM105 104H106V103H105ZM112 104H115V105H116V102H115V103H112ZM128 104H129V102H128ZM139 104H140V103H139ZM180 104H181V103H180ZM225 104H227V103H225ZM239 104H240V103H239ZM263 104H264V102H263ZM41 105H42V104H41ZM44 105H45V104H44ZM46 105H47V104H46ZM48 105H49V104H48ZM48 105H47V106H48ZM91 105H93V104H91ZM95 105H96V104H95ZM168 105H169V104H168ZM171 105H172V104H171ZM171 105H170V106H171ZM186 105H187V104H186ZM213 105H214V104H213ZM229 105H230V104H229ZM229 105H228V107H231V105H230V106H229ZM258 105H259V103H258ZM6 106H7V105H6ZM6 106H5V107H6ZM10 106H11V105H10ZM18 106H20V105H18ZM59 106H60V105H59ZM74 106H75V105H74ZM188 106H189V105H188ZM190 106H191V105H190ZM204 106H205V105H204ZM261 106H263L262 103H261L260 107H261ZM0 107H1V106H0ZM20 107H21V106H20ZM20 107H19V108H20ZM38 107H39V106H38ZM50 107H51V106H50ZM52 107H53V106H52ZM86 107H87V106H86ZM113 107H114V106H113ZM141 107H142V106H141ZM171 107H172V106H171ZM173 107H174V105H173ZM234 107H235V106H234ZM234 107H233V108H234ZM238 107H239V106H238ZM263 107H264V106H263ZM39 108H40V107H39ZM57 108H58V107H57ZM59 108H60V107H59ZM93 108H94V107H93ZM102 108H103V107H102ZM102 108H101V109H102ZM111 108H112V107H111ZM120 108H121V107H120ZM143 108H144V107H143ZM177 108H178V107H177ZM207 108H208V107H207ZM209 108H211V107H209ZM220 108H222V107H220ZM231 108H232V107H231ZM231 108H230V109H231ZM254 108H256V106H254ZM112 109H113V111L115 110L114 108H112ZM167 109H169V107L166 108V114H167ZM171 109H172V108H171ZM185 109H186V108H185ZM230 109H227V111H228V115H230V114H231L232 116L235 115V114L232 113V112H233L232 110H231L232 112L230 111ZM234 109H236V108H234ZM247 109H248V108H247ZM260 109H261V108H260ZM1 110H2V109H1ZM57 110H58V109H57ZM83 110H84V109H83ZM89 110H90V107H89ZM104 110H105V109H104ZM109 110H110V109H109ZM163 110H164V109H163ZM172 110H173V109H172ZM172 110H171V111H172ZM188 110H189V109H188ZM191 110H192V109H191ZM223 110H224V112H225V109H223ZM248 110H249V109H248ZM248 110H246V111H248ZM252 110H253V112H254V109H252ZM252 110H251V111H252ZM258 110H259V108H258ZM258 110H257V111H258ZM55 111H56V110H55ZM65 111H67V110H65ZM81 111H82V110H81ZM86 111H87V110H86ZM91 111H92V110H91ZM93 111H95V110H93ZM93 111H92V113H93ZM98 111H100V109H99ZM102 111H103V109H102ZM102 111H101V112H102ZM168 111H169V110H168ZM181 111H182V110H181ZM181 111H180V114H181ZM244 111H245V110H244ZM246 111H245V112H246ZM257 111H256V113H255V112H254V113L252 112L253 114H252L251 112H248L249 115L252 114L251 116H249V118H250V119L252 118V119H251V121H250L249 124H248V122H249L250 119H249V120L247 119V120H248V121H247V124L249 125L250 128L253 127V129H254V124H257V123H258V122H257L258 119H256V118H260V117L263 118V116H264V114H260V113H262V112L264 111V108H263L262 111L260 110L261 112L258 111V113H257ZM43 112H45V111H43ZM47 112H48V111H47ZM79 112H80V111H79ZM84 112H85V111H84ZM89 112H90V111H89ZM107 112H108V111H107ZM142 112H143V111H142ZM229 112H231V113L229 114ZM234 112H235V111H234ZM238 112H239V111H238ZM54 113H55V112H54ZM122 113H123V112H122ZM138 113H139V112H138ZM140 113H141V112H140ZM161 113H163V112H161ZM175 113H176V112H175ZM178 113H179V112H178ZM187 113H189V112H187ZM263 113H264V112H263ZM71 114H72V113H71ZM94 114H95V113H94ZM173 114H174V113H173ZM183 114H184V113H183ZM206 114H208V115L210 116V119H212V122L214 123L213 127H214L215 131H217L218 133H220V135L223 136V137L225 138V140H227V142H228V143H227L228 147H229L231 150H233V152H234V154H235L232 163H233V164L235 165V167H236V170H235V171H236V172L238 171L237 173H239L238 175H239L240 178H241L240 180H242V181H239V182H244V179H245L246 182H247V188H248V190H247V196H248V198H252V200L249 199V200H251V202L253 201L252 203H250V202L248 203V204H250L249 207L251 208V209L248 208V209L251 210V213L249 212V213H250V216H249V217H250V219H251V225H250V233H249L248 236H250V240L259 239V236H261V235L264 237V205H263V201H264V200L262 199V194H261V192H260V188H259V185H258V182H260V181H257L258 179H255V178H254V176H253L252 173H251L252 170L250 171V168H251V167L248 169V166L246 165V164L248 163V160H247V157H246V154H247V153H245V152H246V147H245V146H247V144L245 143L246 145L244 146V144L241 142L242 140H241V141L238 140V139H237L238 137L236 138L235 135L231 134L232 131L230 132V130H229L230 127H229V129H226V126L224 127L223 122H220V121H222L223 118H222V119L220 118L221 120L219 121V119L216 118V117H214L213 114H212L208 109H206V108H205V109H200V110H197V109H196V111H194V112L191 114L190 118L187 120V122L185 123V125L183 124L184 126H182V128H180V130L182 131V129H183V131H182L183 134H184L183 136L187 135V133H188V131H189V130H188V129H189V128H188L189 123H190V124H191V123L194 124L193 121L197 120L198 118L200 119L201 116L204 117ZM215 114H216V113H215ZM219 114H220V113H219ZM242 114H244V112H243ZM248 114L246 113V115H248ZM258 114H260V115L258 116ZM0 115H1V114H0ZM44 115H45V114H44ZM75 115H76V114H75ZM154 115H155V114H154ZM159 115H161V114H159ZM159 115H158V116H159ZM170 115H171V114H170ZM222 115H223V114H222ZM228 115H227V116H228ZM231 115H230V117H232ZM262 115H263V116H262ZM7 116H8V115H7ZM48 116H49V115H48ZM65 116H67V115H65ZM83 116H84V115H83ZM141 116H143V114H142ZM180 116H181V115H179V117H180ZM182 116H183V115H182ZM225 116H226V115H225ZM236 116H237V115H236ZM236 116H235V117H236ZM36 117H37V116H36ZM41 117H42V116H41ZM75 117H76V116H75ZM96 117H97V116H96ZM154 117H155V116H154ZM161 117H162V116H161ZM221 117H222V116H221ZM230 117H229V118H230ZM246 117H248V116H246ZM6 118H7V117H6ZM42 118H43V117H42ZM68 118H69V117H68ZM127 118H128V117H127ZM130 118H131V117H130ZM169 118H170V117H169ZM184 118H185V116H184ZM184 118H183V119H184ZM226 118H227V120H229L228 117H226ZM244 118H245V117H244ZM8 119H9V118H8ZM72 119H73V118H72ZM134 119H135V118H134ZM162 119H163V118H162ZM165 119H166V118H165ZM165 119H164V120H165ZM232 119H233V118H232ZM239 119H240V118H239ZM77 120H78V119H77ZM123 120H124V119H123ZM159 120H160V119H159ZM164 120H163V121H164ZM255 120H256V121H255ZM260 120H261V119H259L258 121L260 122ZM262 120H263V119H262ZM262 120H261V121H262ZM8 121H9V120H8ZM86 121H87V120H86ZM139 121H140V120H139ZM157 121H158V120H157ZM171 121H172V120H171ZM224 121H225V120H224ZM230 121H231V119H230ZM2 122H3V121H2ZM2 122H1V123H2ZM90 122H91V121H90ZM227 122H229V121H227ZM232 122H233V120H232ZM236 122H237V121H236ZM239 122H240V121H239ZM243 122L246 124V121L243 120ZM243 122H242V123H243ZM256 122H257V123H256ZM263 122H264V120H263ZM5 123H6V122H4V125H5ZM168 123H169V122H168ZM178 123H179V122H178ZM230 123H231V122H230ZM234 123H235V122H234ZM260 123H261V122H260ZM260 123L257 124V126L260 125ZM8 124H9V123H7V125H8ZM11 124H12V123H11ZM25 124H26V123H25ZM152 124H154V123H152ZM156 124H157V123H156ZM171 124H172V122H171ZM236 124H237V123H236ZM262 124H264V123H261V125H262ZM7 125H6V126H7ZM9 125H10V124H9ZM12 125H13V124H12ZM27 125H28V124H27ZM27 125H26V126H27ZM59 125H60V124H59ZM158 125H159V124H158ZM158 125H157V126H158ZM166 125H167V124H166ZM209 125H210V124H209ZM22 126H23V125H22ZM90 126H91V125H90ZM151 126H152V125H151ZM153 126H154V125H153ZM176 126H177V125H176ZM233 126H234V127H233ZM233 126H231V127L235 128V125H233ZM241 126H243V125H241ZM16 127H17V126H16ZM23 127H24V126H23ZM52 127H53V126H52ZM60 127H61V126H60ZM60 127H59V128H60ZM83 127H84V126H83ZM162 127L164 128V125H163ZM171 127H172V126H171ZM173 127H174V126H173ZM243 127H244V126H243ZM249 127L247 128V125H246V127L242 128V131H243V129H244V131H245V129L247 128L250 132L247 130V131H245V134H244V132H242V133L240 132L241 134L239 133V134L241 135L240 137H242V135L246 136L245 138L247 139V142L250 141V140H252V138L254 139V137L250 136V133L252 134V132H251V130H250ZM261 127H262V126H260L259 128H261ZM8 128H9V127H8ZM8 128H7V129H8ZM54 128H55V127H54ZM57 128H58V127H57ZM131 128H132V127H131ZM131 128H130V129H131ZM166 128H167V127H166ZM166 128H165V129H166ZM174 128H175V127H174ZM236 128H237V127H236ZM259 128H258V129H259ZM11 129H12V128H11ZM22 129H23V128H22ZM27 129H28V128H27ZM153 129H154V131L156 130L155 128H153ZM207 129H208V128H207ZM231 129H232V128H231ZM253 129H252V130H253ZM258 129H257V127H256V130H258ZM8 130H10V129H8ZM57 130H58V129H57ZM66 130H67V129H66ZM66 130H65V131H66ZM157 130H158V127H157ZM170 130H171V129H170ZM180 130L177 131V132L175 131V133L173 132V133H172V135H173L172 138H177V136L180 134V133H179ZM210 130H211V129H210ZM234 130H235V129H234ZM254 130H255V129H254ZM254 130H253V131H254ZM256 130H255V131H256ZM259 130H260V129H259ZM0 131H1V130H0ZM11 131H14V130H11ZM96 131H97V130H96ZM127 131H128V130H127ZM159 131H161V130H159ZM167 131H169V129H168ZM204 131H205V130H204ZM206 131H207V130H206ZM211 131H213V130H211ZM255 131H254V132H255ZM104 132H105V131H104ZM155 132H156V131H155ZM155 132H154V134H155L156 138H160V139H161V138H166V139H168V138L171 137V136H168V135L165 136L166 134L163 133V132H162V134H161L160 132H156V133H155ZM164 132H166V130H165ZM202 132H203V131H202ZM234 132H235V131H234ZM234 132H233V133H234ZM248 132H249V133H248ZM258 132H259V131H258ZM10 133H11V132H10ZM12 133H13V134H12V136H13L15 133H14V132H12ZM24 133H25V132H24ZM67 133H68V132H67ZM247 133H248V134H247ZM259 133H260V132H259ZM4 134H5V133H4ZM77 134H78V133H77ZM80 134H81V133H80ZM85 134H86V133H85ZM99 134H100V133H99ZM106 134H107V133H106ZM163 134H164V135H163ZM203 134H204V133H203ZM246 134H247V135H246ZM255 134H256V133H255ZM68 135H69V134H68ZM204 135H205V134H204ZM218 135H219V134H218ZM248 135H249L250 137H248ZM9 136H11V135H9ZM9 136H7V138H8ZM69 136H70V135H69ZM85 136H86V135H85ZM93 136H94V135H93ZM207 136H208V135H207ZM209 136H210V135H209ZM237 136H238V135H237ZM254 136H255V135H254ZM89 137H90V136H89ZM89 137H88V138H89ZM94 137H95V136H94ZM215 137H216V136H215ZM240 137H239V138H240ZM5 138H6V137H5ZM9 138H10V137H9ZM26 138H27V137H26ZM58 138H59V137H58ZM63 138H65V137H63ZM68 138H69V137H68ZM70 138L72 139V137H70ZM74 138H75V137H74ZM77 138H78V137H77ZM210 138H211V137H209V139H210ZM216 138H217V137H216ZM216 138H215V139H216ZM245 138L242 137V139H245ZM248 138H250V139H248ZM255 138H257V137H255ZM75 139H76V138H75ZM81 139H82V138H81ZM85 139H86V138H85ZM106 139H107V138H106ZM209 139H207V140L209 141ZM215 139H214V140H215ZM221 139H222V138H221ZM6 140H7V139H6ZM26 140H27V139H26ZM28 140H29V139H28ZM36 140H37V139H36ZM36 140H35V141H36ZM59 140H60V139H59ZM197 140H198V139H197ZM210 140H211V139H210ZM214 140H213V141H214ZM255 140H256V139H255ZM255 140H254V141H255ZM35 141H34V142H35ZM39 141H40V140H39ZM89 141H90V140H89ZM200 141H201V140H200ZM200 141H199V142H200ZM211 141H212V140H211ZM244 141H245V140H244ZM6 142H7V141H6ZM199 142H198V143H199ZM209 142H210V141H209ZM215 142H216V141H215ZM260 142H261V141H260ZM8 143H9V142H8ZM24 143H25V142H24ZM32 143H33V142H32ZM59 143H60V142H59ZM74 143H75V142H74ZM89 143H90V142H89ZM196 143H197V142H196ZM198 143H197V144H198ZM217 143H219V142H217ZM251 143H252V141H251ZM263 143H264V141H263ZM0 144H1V143H0ZM76 144H78V143H76ZM248 144H249V142H248ZM9 145H10V143H9ZM86 145H87V144H86ZM205 145H206V144H205ZM207 145H208V144H207ZM209 145H210V144H209ZM216 145H217V144H216ZM220 145H221V144H220ZM262 145H263V144H262ZM89 146H90V145H89ZM263 146H264V145H263ZM0 147H1V146H0ZM35 147H37V146L35 145ZM39 147H40V146H39ZM228 147H227V149H228ZM55 148H56V147H55ZM57 148H58V147H57ZM90 148H91V147H90ZM76 149H79V148H76ZM92 149H93V148H92ZM221 149H222V147H221ZM6 150H7V149H6ZM217 150H218V149H217ZM262 151H263V150H262ZM72 152H73V151H72ZM198 152H199V150H198ZM0 153L2 154V152H0ZM3 153H4V152H3ZM5 153H6V152H5ZM92 153H93V152H92ZM211 153H212V152H211ZM216 153H217V152H216ZM262 153H264V152H262ZM1 154H0V155H1ZM76 154H77V153H76ZM81 154H82V153H81ZM220 154H221V153H220ZM222 154H223V153H222ZM6 155H7V154H6ZM8 155H9V154H8ZM73 155H74V154H73ZM47 156H48V154H47ZM255 156H256V155H255ZM262 156H264V155L262 154ZM2 157H3V156H2ZM71 157H72V156H71ZM216 157H217V156H216ZM216 157H215V158H216ZM256 157H257V156H256ZM8 158H9V157H8ZM42 158H44V157H42ZM50 158H51V157H50ZM52 158H53V157H52ZM229 158H230V157H229ZM1 159H3V158H1ZM53 159H54V158H53ZM71 159H72V158H71ZM85 159H86V158H85ZM94 159H95V158H94ZM218 159H219V158H218ZM220 159H221V158H220ZM261 159H262V158H261ZM35 160H36V159H35ZM35 160H34V161H35ZM44 160H48V159L45 158ZM50 160H52V159H50ZM72 160H73V159H72ZM254 160H255V159H254ZM262 160H263V159H262ZM29 161L31 162V160H29ZM36 161H38V158H37ZM42 161H43V160H42ZM95 161H96V159H95ZM221 161H222V160H221ZM229 161H230V160H229ZM263 161H264V160H263ZM47 162H48V161H47ZM53 162H54V161H53ZM53 162L51 161V163H53ZM72 162H73V161H72ZM215 162L217 163V161H215ZM218 162H220V161H218ZM0 163H1V162H0ZM8 163H9V162L5 163V164H6L5 166L9 165ZM32 163H33V162H32ZM95 163H96V162H95ZM18 164H19V163H18ZM39 164H40V163H39ZM48 164H49V163H48ZM71 164H72V163H71ZM258 164H259V163H258ZM1 165H3V164H1ZM33 165H34V164H33ZM261 165H263V163H262ZM5 166H4V167H5ZM12 166H14V165H12ZM15 166H16V165H15ZM37 166H38V164H37ZM44 166H45V165H44ZM72 166H73V165H72ZM76 166H77V164H76ZM221 166H224V165H222V163H221ZM221 166H220V169H222ZM263 166H264V165H263ZM4 167H2V168H4ZM9 167H10V166H9ZM213 167L215 168L216 165L213 166ZM231 167H232V166H231ZM50 168H51V167H50ZM68 168H69V167H68ZM218 168H219V167H218ZM224 168H225V166H224ZM232 168H233V167H232ZM260 168H261V167H260ZM0 169H1V167H0ZM4 169H5V168H4ZM10 169H11V167H10ZM15 169H16V168H15ZM76 169H77V168H76ZM211 169H212V167H211ZM258 169H259V168H258ZM2 170H3V169H2ZM23 170H24V169H23ZM43 170H44V169H43ZM207 170H208V169H207ZM10 171H11V170H10ZM21 171H22V170H21ZM52 171H54V170H52ZM259 171H260V169H259ZM23 172H24V171H23ZM28 172H29V171H28ZM32 172H33V171H32ZM44 172H45V171H44ZM207 172H208V171H207ZM232 172H233V171H232ZM263 172H264V171H263ZM39 173H40V172H39ZM74 173H75V172H74ZM74 173H73V174H74ZM221 173H222V172H221ZM233 173H234V172H233ZM237 173H236V174H237ZM259 173H260V172H259ZM2 174H4V173H2ZM53 174H54V173H53ZM68 174H69V173H68ZM75 174H76V173H75ZM209 174H210V173H209ZM224 174H225V172H224ZM233 176H234V175H233ZM239 176H238V177H239ZM259 176H260V174H259ZM0 177H1V176H0ZM2 177H3V176H2ZM11 177H12V176H11ZM11 177H9V178H11ZM35 177H36V176H35ZM71 177H72V176H71ZM236 177H237V175H236ZM238 177H237V178H238ZM5 178H6V177H5ZM9 178H8V179H9ZM14 178H15V177H14ZM21 178H22V177H21ZM57 178H58V177H57ZM69 178H70V177H69ZM77 178H78V176H77ZM228 178H229V177H228ZM232 178H234V177H232ZM70 179H71V178H70ZM70 179H69V180H70ZM0 180H2V179L0 178ZM9 180H10V179H9ZM9 180H8V181H9ZM69 180H68V182H69ZM73 180H74V179H73ZM75 180H76V179H75ZM232 180H233V179H232ZM58 181H59V180H58ZM63 181H64V180H63ZM176 181H177V180H176ZM227 181H228V180H227ZM66 182H67V181H66ZM79 182H80V181H79ZM1 183H2V181H1ZM58 183H59V182H58ZM263 183H264V181H263ZM18 184H19V183H18ZM26 184H27V183H26ZM69 184H70V183H69ZM101 184H102V183H101ZM238 184H241V183H238ZM243 184H244V183H243ZM1 185H2V184H1ZM1 185H0V186H1ZM3 185H4V184H3ZM5 185H7V184H5ZM5 185H4V186H5ZM40 185H41V184H40ZM263 185H264V184H263ZM23 186H24V184H23ZM52 186H53V185H52ZM64 186H65V185H64ZM67 186H68V185H67ZM75 186H76V185H75ZM93 186H94V185H93ZM103 186H104V185H103ZM238 186H239V185H236V187H238ZM53 187H54V186H53ZM100 187H102V186H100ZM222 187H223V185H222ZM236 187H235V188H236ZM243 187H244V186H243ZM261 187H262V186H261ZM9 188H10V187H9ZM11 188H12V187H11ZM22 188H23V187H22ZM55 188H56V187H55ZM55 188H54V189H55ZM83 188H84V187H83ZM102 188H103V187H102ZM113 188H114V187H113ZM232 188H233V186H232ZM239 188H240V187H239ZM241 188H242V186H241ZM245 188H246V187H245ZM262 188H263V187H262ZM12 189H13V188H12ZM18 189H19V188H18ZM66 189H67V188H66ZM70 189H71V188H70ZM70 189H69V190H70ZM75 189H77V188H75ZM61 190H62V189H61ZM244 190H245V189H244ZM4 191H6V189H5ZM7 191H8V189H7ZM25 191H26V190H25ZM30 191H31V190H30ZM54 191H55V190H54ZM54 191H53V192H54ZM86 191H87V190H86ZM104 191H105V190H104ZM1 192H2V191H1ZM9 192H10V191H9ZM11 192H12V191H11ZM21 192H22V191H21ZM51 192H52V191H51ZM75 192H76V191H75ZM75 192H74V193H75ZM84 192H85V191H84ZM238 192H239V191H238ZM263 192H264V190L262 189V193H263ZM5 193H6V192H5ZM23 193H24V192H23ZM0 194H3V192L0 193ZM19 194H21V193H19ZM26 194H27V193H26ZM54 194H55V193H54ZM59 194H60V193H59ZM110 194H111V193H110ZM241 194H242V193H241ZM8 195H9V194H8ZM11 195H12V194H11ZM11 195H10V197H11ZM16 195H17V194H16ZM16 195H14V196H16ZM28 195H29V194H28ZM37 195H38V194H37ZM40 195H42V194H40ZM51 195H52V194H51ZM51 195H50V196H51ZM65 195H66V194H65ZM78 195H80V194H78ZM89 195H90V194H89ZM111 195H112V194H111ZM111 195H110V196H111ZM244 195H245V194H244ZM263 195H264V193H263ZM42 196H43V195H42ZM177 196H178V195H177ZM240 196H241V195H240ZM7 197H8V196H7ZM18 197H19V196H18ZM30 197H31V195H30ZM33 197H34V194H33ZM38 197H39V195H38ZM51 197H53V196H51ZM88 197H89V196H88ZM188 197H189V196H188ZM4 198H5V197H4ZM12 198H13V197H12ZM14 198H15V197H14ZM16 198H17V196H16ZM36 198H37V197H36ZM54 198H55V197H54ZM65 198H66V197H65ZM75 198H76V197H75ZM91 198H92V197H91ZM113 198H114V197H113ZM113 198H112V199H113ZM244 198H245V197H244ZM30 199H32V197H31ZM33 199H34V198H33ZM33 199H32V200H33ZM41 199H42V198H41ZM47 199H48V198H47ZM83 199H84V198H83ZM10 200H11V199H10ZM51 200H52V199H51ZM62 200H63V199H62ZM69 200H70V199H69ZM69 200H68V201H69ZM79 200H80V199H79ZM79 200H78V201H79ZM88 200H89V199H88ZM189 200H190V198H189ZM241 200H242V199H241ZM5 201H6V200H5ZM14 201H15V200H14ZM71 201H72V200H71ZM155 201H156V200H155ZM157 201H158V200H157ZM200 201H201V200H200ZM200 201H199V202H200ZM0 202H1V200H0ZM15 202H16V201H15ZM56 202H57V201H56ZM62 202H63V201H62ZM62 202H61V203H62ZM22 203H23V202H22ZM25 203H26V202H25ZM30 203H31V202H30ZM75 203H76V202H75ZM78 203H79V202H78ZM114 203H115V202H114ZM33 204H34V203H33ZM37 204H38V203H37ZM3 205H4V204H3ZM10 205H11V204H10ZM10 205L8 206V208L10 207ZM13 205L15 206V203H14ZM45 205H46V203H45ZM60 205H61V204H60ZM63 205H64V203H63ZM67 205H68V204H67ZM70 205H71V204H70ZM4 206H5V205H4ZM4 206H3V208H4ZM17 206H20V205H17ZM32 206H33V205H32ZM160 206H161V205H160ZM189 206H190V205H189ZM26 207H27V206H26ZM173 207H174V206H173ZM0 208L2 209V211H3L4 209H5L6 211L9 210V209H6L7 207H5V208L3 209V208H2V203H1V205H0ZM23 208H24V207H23ZM41 208H42V207H41ZM43 208H44V207H43ZM77 208H78V206H77ZM239 208H240V207H239ZM1 209H0V212H1ZM14 209H15V208H14ZM18 209H19V208H18ZM24 209H26V208H24ZM31 209H32V208H31ZM31 209H29V210H31ZM58 209H59V208H58ZM183 209H184V208H183ZM10 210L12 211L11 207H10ZM64 210H65V209H64ZM82 210H83V209H82ZM164 210H165V209H164ZM204 210H205V209H204ZM6 211H5V212H6ZM11 211H10V212H11ZM24 211H25V210H24ZM37 211H39V210H37ZM58 211H60V210H58ZM248 211H249V210H248ZM5 212H4V213H5ZM12 212H14V210H13ZM61 212H62V211H61ZM61 212H60V213H61ZM80 212H81V211H80ZM83 212H84V211H83ZM1 213H2V212H1ZM1 213H0V215H1ZM4 213L2 214L3 216H4ZM16 213H17V212H16ZM16 213H15V214H16ZM20 213H21V212H20ZM54 213H55V212H54ZM165 213H166V212H165ZM242 213H243V212H242ZM18 214H19V213H18ZM18 214H16V215H18ZM29 214H30V213H29ZM38 214H39V213H38ZM8 215H9V214H8ZM8 215H7V216H8ZM10 215L13 216L14 214H11V213H10ZM16 215H14L16 218H17V217H20V216H16ZM19 215H21V214H19ZM24 215H25V214H24ZM36 215H37V214H36ZM248 215H249V214H248ZM12 216H11V217H12ZM25 216H26V215H25ZM29 216H30V215H29ZM31 216H32V215H31ZM39 216H40V215H39ZM76 216H77V215H76ZM1 217H2V216H1ZM4 217H5V216H4ZM21 217H24V216L22 215ZM21 217H20V220H18V221H21ZM59 217H60V216H59ZM0 219H1V218H0ZM2 219H3V218H2ZM2 219H1V220H2ZM24 219H25V218L22 219L23 222H26L27 219H26L25 221H24ZM80 219H81V218H80ZM88 219H89V218H88ZM187 219H188V218H187ZM203 219H204V218H203ZM1 220H0V221H1ZM34 220H35V219H34ZM200 220H201V219H200ZM247 220H248V219H247ZM16 221H17V220H16ZM16 221H15V220L13 221V219H12V222H14V223H16V224L18 223L17 225L20 226L19 223H21V222H16ZM29 221H30V220H29ZM31 221H33V220H31ZM38 222H39V221H38ZM90 222H91V221H90ZM103 222H104V221H103ZM182 222H183V221H182ZM185 222H186V221H185ZM14 223H13V224H14ZM26 223H28V220H27ZM41 223H43V222H40V225H41ZM91 223H92V222H91ZM0 224H2V223H0ZM23 224H24V223H23ZM23 224H22V225H23ZM29 224H30V223H29ZM36 224H37V223H36ZM43 224H44V223H43ZM46 224H47V223H46ZM30 225H31V224H30ZM44 225H45V224H44ZM103 225H104V224H103ZM186 225H188L187 222H186ZM246 225H247V223H246ZM6 226H7V225H6ZM19 226H18V229H19ZM24 226H25V224H24ZM32 226H33V225H32ZM35 226H36V225H35ZM48 226H49V225H48ZM8 227H9V226H7V229H8ZM12 227H13V225H12ZM12 227L10 226V229H11ZM22 227H23V226H22ZM22 227H21V228H22ZM28 227H31V226H28ZM40 227H41V226H40ZM190 227H191V226H190ZM14 228L16 229V227H14ZM21 228H20V229H21ZM23 228H24V227H23ZM23 228H22V230H23ZM42 228H43V227H42ZM45 228H46V227H45ZM47 228H48V227H47ZM102 228H103V227H102ZM7 229H6V230H7ZM103 229H104V228H103ZM248 229H249V228H248ZM56 230H57V228H56ZM59 230H60V229H59ZM7 231H8V230H7ZM18 231H19V230H18ZM171 231H172V230H171ZM30 232H31V231H30ZM45 232H46V231H45ZM61 232H62V230H61ZM4 233L7 234V233H10V232H6V231H5ZM4 233H2V232L0 231V234H4ZM15 233H16V232H15ZM21 233H22V235H23L24 232H21ZM27 233H28V235H27V237H28V236H29V232H27ZM35 233H36V231H35ZM41 233H42V232H41ZM43 233H44V232H43ZM49 233H50V232H49ZM67 233H68V232H67ZM247 233H248V232H247ZM12 234H14V232H13ZM16 234H19V235H20V232H18V233H16ZM30 234H31V233H30ZM51 234H52V233H51ZM182 234H183V233H182ZM8 235H9V234H7V238L9 237ZM22 235H20V236L22 237ZM32 235H33V233H32ZM32 235H30V236H32ZM36 235H37V233L35 234V236H36ZM5 236H6V235H5ZM5 236H4V237H5ZM20 236H19V238H18L19 240L21 239ZM30 236H29V237H30ZM52 236H53V235H52ZM1 237H3V235H1ZM10 237H12V235H10ZM10 237H9V238H10ZM15 237H16V240L18 241L17 236H15ZM15 237H14V238H15ZM23 237H24V236H23ZM23 237H22V238H23ZM25 237H26V236H25ZM27 237H26V238H27ZM29 237H28L26 240L29 241ZM37 237H39V235H38ZM44 237H45V236H44ZM47 237H48V236H47ZM167 237H168V236H167ZM32 238H33V237H32ZM35 238H36V237H35ZM45 238H46V237H45ZM53 238H54V237H53ZM53 238L51 237L52 240H53ZM5 239H6V238H5ZM10 239H12V238H10ZM23 239H24V238H23ZM23 239H21V242H20V243H22V240H23ZM36 239H37V238H36ZM36 239H35V240H36ZM41 239H42V238H41ZM47 239H48V238H47ZM12 240H13V239H12ZM26 240H23L24 243L26 244V246H24V248H26V247L29 248L33 243L30 244V243H31V242H30V243H29L30 245H29V244L27 243ZM43 240H44V239H43ZM52 240H51V241H52ZM198 240H199V239H198ZM5 241H6V240H5ZM5 241H4V242H5ZM7 241H8V242H11V240H10V241L7 240ZM17 241H16V243H17ZM40 241H41V240H40ZM55 241H56V240H55ZM55 241H54V242H55ZM177 241H178V240H177ZM8 242H7V243H8ZM14 242H15V240H14ZM36 242H37V241H36ZM48 242H49V241H48ZM48 242H47V243H48ZM12 243H13V242H12ZM24 243H23V244H24ZM41 243H42V242H41ZM63 243H64V242H63ZM167 243H168V242H167ZM3 244H4V243H3ZM36 244H37V243H36ZM44 244H45V243H44ZM48 244H49V243H48ZM13 245H14V244H12V246H13ZM16 245H17V244H16ZM16 245H15V247H17V249H18V246H19V249H20V250L22 249V251H24V250H23L24 248H20V245H18V246H16ZM37 245H38V244H37ZM41 245H42V244H41ZM61 245H62V244H61ZM178 245H179V244H178ZM21 247H23V245H21ZM33 247H36V246H33ZM39 247H40V246H39ZM39 247H38V248H33V249L36 250V249H39ZM44 247H45V246H44ZM57 247H58V246H57ZM62 247H63V246H62ZM69 247H70V246H69ZM72 247H73V246H72ZM184 247H185V246H184ZM40 248H41V247H40ZM51 248H52V247H51ZM54 248H55V247H54ZM60 248H61V247H60ZM60 248H59V249H60ZM80 248H81V247H80ZM14 249H15V248H14ZM14 249H13V250H14ZM17 249H16V251H19V249H18V250H17ZM29 249L31 250V249H32V246H31V248H29ZM29 249L26 248V250H29ZM33 249H32V250H33ZM47 249H48V248H47ZM49 249H50V248H49ZM49 249H48V250H49ZM75 249H76V248H75ZM78 249H79V248H78ZM30 250H29V252H30ZM51 250H52V249H51ZM51 250H50V251H51ZM57 250H58V249H57ZM64 250H65V249H63V252H64ZM69 250H70V249H69ZM8 251H9V250H8ZM10 251H11V249H10ZM22 251H21V252H22ZM46 251H47V250H46ZM58 251H59V250H58ZM61 251H62V249H61ZM65 251H66V250H65ZM183 251H184V250H183ZM19 252H20V251H19ZM19 252H18V253H19ZM27 252H28V251H27ZM27 252L25 251V252H23V253H24V254H30V253H27ZM34 252H35V251H32L31 254L34 253ZM52 252H53V251H52ZM68 252H69V251H68V248H67V253H68ZM72 252H73V251H72ZM75 252H77V251H75ZM13 253H14V252H13ZM41 253H42V252H41ZM54 253H55V252H54ZM65 253H66V252H65ZM171 253H172V252H171ZM36 254H37V253H36ZM38 254H39V252H38ZM47 254H48V253H47ZM68 254H69V253H68ZM68 254H67V255H68ZM76 254H77V253H76ZM189 254H190V253H189ZM207 254H208V253H207ZM5 255H6V254H5ZM11 255H12V254H11ZM34 255H35V254H32V257H33ZM57 255H58V254H57ZM63 255H64V253H63ZM65 255H66V254H65ZM65 255H64V256H65ZM82 255H83V254H82ZM215 255H216V254H215ZM0 256H1V255H0ZM2 256H3V255H2ZM23 256H24V255H23ZM26 256H27V258L29 257V255H26ZM36 256H37V255H36ZM52 256H53V255H52ZM59 256H60V255H59ZM68 256H69V255H68ZM74 256H75V255H74ZM80 256H81V255H80ZM177 256H178V255H177ZM201 256H202V255H201ZM209 256H211V255H209ZM213 256H214V255H213ZM217 256H218V255H217ZM54 257H55V256H54ZM57 257H58V256H57ZM57 257H56V258H57ZM70 257H72V256H70ZM76 257H77V256H76ZM18 258H19V257H18ZM20 258H21V257H20ZM23 258H24V257H23ZM25 258H26V257H25ZM29 258H30V257H29ZM50 258H52V257H50ZM74 258H75V257H74ZM174 258H175V257H174ZM177 258L179 259V257H177ZM249 258H250V260L252 261V264H264V240H263V241L260 240L259 245H257V248H256L255 251H253V248H250V251H249ZM8 259H9V257H8ZM36 259H37V258H36ZM36 259H35V261H36ZM58 259H60V258H58ZM61 259H62V258H61ZM171 259H172V258H171ZM221 259H222V258H221ZM16 260H18V259H16ZM2 261H3V260H2ZM9 261H10V260H9ZM37 261H38V260H37ZM39 261H40V260H39ZM56 261H57V260H56ZM6 262H7V261H6ZM6 262H5L4 264H6ZM25 262H26V261H25ZM27 262H28V261H27ZM54 262H55V261H54ZM57 262H58V261H57ZM60 262H61V260H60ZM176 262H177V261H176ZM2 263H3V262H2ZM9 263H11V262H9ZM9 263H8V264H9ZM17 263H18V262H17ZM30 263H32V262H30ZM34 263H36V262H34ZM39 263H41V262H39ZM0 264H1V262H0ZM25 264H26V263H25ZM41 264H43V263H41ZM58 264H59V262H58ZM169 264H170V262H169ZM172 264H173V263H172Z\"/></svg>","mask_w":264,"mask_h":264}]
</instances>
